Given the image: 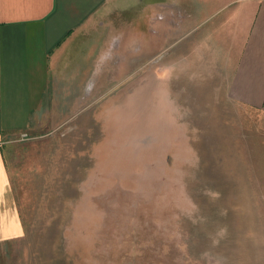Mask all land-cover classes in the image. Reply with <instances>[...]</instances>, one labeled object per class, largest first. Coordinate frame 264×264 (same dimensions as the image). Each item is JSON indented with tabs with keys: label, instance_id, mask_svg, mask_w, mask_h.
<instances>
[{
	"label": "rangeland",
	"instance_id": "374dc122",
	"mask_svg": "<svg viewBox=\"0 0 264 264\" xmlns=\"http://www.w3.org/2000/svg\"><path fill=\"white\" fill-rule=\"evenodd\" d=\"M143 2L108 67L87 52L91 106L13 145L26 235L0 264H264V117L184 80L192 43L152 45Z\"/></svg>",
	"mask_w": 264,
	"mask_h": 264
},
{
	"label": "crops",
	"instance_id": "0c3cea01",
	"mask_svg": "<svg viewBox=\"0 0 264 264\" xmlns=\"http://www.w3.org/2000/svg\"><path fill=\"white\" fill-rule=\"evenodd\" d=\"M160 1L164 5L148 17L156 26L149 20L151 33L163 34L164 45H152L167 50L185 43L188 50L191 42L184 80L201 77L209 86L199 89L264 117V0H0V263L5 250L26 235L14 185L13 145L26 134L51 133L91 106L87 52L91 62L97 49V62L106 59L108 67L104 55L110 45L116 42L111 50L120 51V17L125 20L127 11L142 2ZM137 33L140 29H133V38ZM118 55L114 62L120 65ZM77 60L85 63L76 70L80 75L70 68L81 65ZM165 60L166 66L177 63ZM194 74L198 78L192 79ZM63 81L69 84L59 86ZM82 81L87 83L77 94L81 83H75Z\"/></svg>",
	"mask_w": 264,
	"mask_h": 264
},
{
	"label": "built area",
	"instance_id": "2783aa9c",
	"mask_svg": "<svg viewBox=\"0 0 264 264\" xmlns=\"http://www.w3.org/2000/svg\"><path fill=\"white\" fill-rule=\"evenodd\" d=\"M25 137V139H27V134L26 135H23L22 138Z\"/></svg>",
	"mask_w": 264,
	"mask_h": 264
}]
</instances>
